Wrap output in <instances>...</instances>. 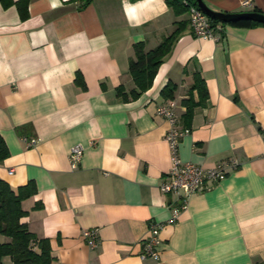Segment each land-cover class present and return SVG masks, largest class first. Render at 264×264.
<instances>
[{"label":"crops","instance_id":"crops-1","mask_svg":"<svg viewBox=\"0 0 264 264\" xmlns=\"http://www.w3.org/2000/svg\"><path fill=\"white\" fill-rule=\"evenodd\" d=\"M169 1L0 0V136L10 152L0 178L14 190L34 183L22 222L50 242L56 264H264V26L223 23L216 43L194 36L188 13ZM203 1L217 12L264 14V0ZM178 30L151 88L125 102L117 89L135 88L133 46L153 50ZM168 101L178 127L191 131L180 140L183 162L238 165L193 195L174 224L177 199L160 191L170 127L157 108ZM76 145L84 157L72 170ZM152 223L165 225L159 262L140 258ZM89 229L99 231L94 249L82 235Z\"/></svg>","mask_w":264,"mask_h":264},{"label":"trees","instance_id":"trees-1","mask_svg":"<svg viewBox=\"0 0 264 264\" xmlns=\"http://www.w3.org/2000/svg\"><path fill=\"white\" fill-rule=\"evenodd\" d=\"M1 1L6 7L11 4V0ZM188 1L197 6L196 0ZM168 4L177 15L188 13V9L182 4L181 0H170ZM25 16V14H22L23 18ZM210 20L214 24L219 23L218 21ZM229 25L264 26V24L251 21L234 22L229 23ZM179 32L181 31H176L150 51L145 50L143 43H137L133 46L134 56L129 61V74L132 77L135 88L129 94H126L125 89L119 87L117 89L118 96L128 102L130 99H138L142 93L151 88L158 69L171 52ZM77 82L84 87L81 80L78 79ZM194 89L199 93L200 103H205L208 96L207 89L204 80L199 74L195 75ZM173 90L174 87L168 85L162 94L165 97H169ZM184 104L187 107L186 118L190 119L193 116L196 105L192 104L189 99ZM9 156L8 147L2 136H0V164ZM35 194L36 187L32 182L14 190L0 178V236L9 239L6 243H0V264H2V258L5 256H9L13 264H56V258L52 255L50 242L47 239H39L22 222V219L28 215V212L23 209V202L32 198Z\"/></svg>","mask_w":264,"mask_h":264},{"label":"built area","instance_id":"built-area-1","mask_svg":"<svg viewBox=\"0 0 264 264\" xmlns=\"http://www.w3.org/2000/svg\"><path fill=\"white\" fill-rule=\"evenodd\" d=\"M182 4L188 9L189 24L194 36L205 40H211L219 43L224 32L223 23H212L198 6H194L188 0H181ZM249 5L248 2L243 3ZM176 103L168 101L157 108L158 116L162 117L168 124L169 130L166 140L170 148L171 167L166 176L160 183V191L164 194L174 195L177 204L171 205V216L168 224L176 223L183 212L189 207V200L195 194H202L210 190L212 184H218L224 181L231 170L237 169L236 162H220L211 169H205L201 166L189 162H183L179 155L180 140L190 134V129H180L178 127V116L175 112ZM29 147L37 144L36 139H24ZM84 157V147L82 145L74 146L69 153V162L72 170H77ZM13 174V170L9 171ZM164 223H152L148 228V235L143 243V249L140 254L142 260H152L159 262L161 260L159 247L161 245V231ZM89 248L94 249L98 246V229L85 230L82 233Z\"/></svg>","mask_w":264,"mask_h":264},{"label":"water","instance_id":"water-1","mask_svg":"<svg viewBox=\"0 0 264 264\" xmlns=\"http://www.w3.org/2000/svg\"><path fill=\"white\" fill-rule=\"evenodd\" d=\"M198 8L210 19L218 21L219 23H234L240 21H251L264 24V14L258 12L247 13H222L210 9L203 0H196Z\"/></svg>","mask_w":264,"mask_h":264}]
</instances>
